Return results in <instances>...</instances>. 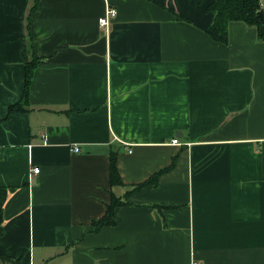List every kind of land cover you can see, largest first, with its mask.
<instances>
[{"label":"crops","instance_id":"crops-1","mask_svg":"<svg viewBox=\"0 0 264 264\" xmlns=\"http://www.w3.org/2000/svg\"><path fill=\"white\" fill-rule=\"evenodd\" d=\"M34 1L0 0V264H264L256 29L215 42L216 0H39L31 52ZM112 193L127 204L95 231Z\"/></svg>","mask_w":264,"mask_h":264},{"label":"trees","instance_id":"trees-1","mask_svg":"<svg viewBox=\"0 0 264 264\" xmlns=\"http://www.w3.org/2000/svg\"><path fill=\"white\" fill-rule=\"evenodd\" d=\"M39 0H35L28 17V38L30 42V50L33 51V33L31 28V18L34 12L37 9ZM208 11H211L215 14L213 24L207 29L206 34L211 37L215 42L220 44H228L229 37L228 31L229 26L232 23L241 22L246 24L248 27L256 29L257 36L261 43H264V7L261 0H216L208 7ZM261 13V17L259 16ZM32 59L25 66V88L22 98L19 100V103L12 105L8 111V119L12 118L14 115L19 113H25L29 110L30 106V92L31 84L35 75V70L43 62L41 58L31 55ZM116 154L111 155V164H110V184L112 186L122 185L119 171L117 170V158ZM155 176L151 181L144 184H140L137 187H134L131 191H137L143 186L149 184H156L158 182L159 176ZM127 204L126 200H122L115 196L112 193L111 203L107 207L106 214L100 220L93 222L94 230H99L103 227H110L115 224L114 212L116 208ZM1 232V231H0ZM1 234V233H0ZM22 258L9 259L10 264H23Z\"/></svg>","mask_w":264,"mask_h":264},{"label":"built area","instance_id":"built-area-1","mask_svg":"<svg viewBox=\"0 0 264 264\" xmlns=\"http://www.w3.org/2000/svg\"><path fill=\"white\" fill-rule=\"evenodd\" d=\"M117 14H118V11H116L115 9H113V8H108L107 9V13H106V15L104 16V18H102V19H100V21H99V26H101V28L102 29H104V30H107V32H109L110 31V28H111V22H112V20L114 19V18H116V16H117ZM173 142H172V144H174V145H181V143H180V140H178V139H174V140H172ZM72 151L74 152V153H78L79 151H80V148H78V147H74L73 149H72ZM40 172V169H39V167H35L33 170H32V173L33 174H38Z\"/></svg>","mask_w":264,"mask_h":264},{"label":"water","instance_id":"water-1","mask_svg":"<svg viewBox=\"0 0 264 264\" xmlns=\"http://www.w3.org/2000/svg\"><path fill=\"white\" fill-rule=\"evenodd\" d=\"M259 16L261 17V13H259Z\"/></svg>","mask_w":264,"mask_h":264}]
</instances>
